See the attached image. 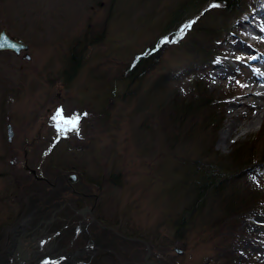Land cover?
Returning <instances> with one entry per match:
<instances>
[{"label": "rangeland", "instance_id": "obj_1", "mask_svg": "<svg viewBox=\"0 0 264 264\" xmlns=\"http://www.w3.org/2000/svg\"><path fill=\"white\" fill-rule=\"evenodd\" d=\"M183 2L177 12L181 19L168 25L170 13ZM195 3L0 0V28L22 39L29 55L0 52V225L17 210L21 190L41 185L21 165L25 160L47 177L77 173L78 187L87 190L81 187L84 182L97 193V211L107 221L127 236L150 242L152 252L167 254L161 264H264V208L242 215L234 211L218 234L210 226L219 217L208 207L213 196L197 202L195 195L202 190L193 189L202 183L197 178L194 185L187 177L192 164L223 159L237 141L249 139L254 156L264 158V98L256 96L259 88L264 94V83L249 84L264 76V17L256 12L264 13V8L223 17L213 0L201 3V15L202 5ZM189 23L191 28L181 34ZM165 38L168 42L161 43ZM147 48L158 53L155 67L131 81L117 78L135 55L149 60ZM73 52L82 61L71 77ZM203 62L209 64L206 92L224 96L216 126L202 117L196 103L185 108L189 112H168L175 93L189 100ZM168 71L170 87L152 88ZM253 102L262 104V117L254 123L258 109L250 108ZM57 110L65 118L79 115L78 131L58 132ZM5 124L13 131L10 142ZM252 166L244 172L264 198V166ZM233 225L232 231L224 230ZM173 247L182 252L176 254ZM125 253L143 264L141 251L129 248ZM113 254L111 264H122L120 253Z\"/></svg>", "mask_w": 264, "mask_h": 264}, {"label": "flooded vegetation", "instance_id": "obj_2", "mask_svg": "<svg viewBox=\"0 0 264 264\" xmlns=\"http://www.w3.org/2000/svg\"><path fill=\"white\" fill-rule=\"evenodd\" d=\"M21 54L22 52L16 56ZM22 163L24 164L23 160ZM31 168H34L37 176L47 178L38 166ZM29 175L33 179L30 173ZM55 180L56 177H53L52 181L46 183L52 188L57 182ZM35 181H39V184L41 182L36 188L43 187V180ZM63 181L71 187L69 192L73 196L60 197L55 203L40 196L29 199V194L34 192L30 188L21 190L20 197L16 196L17 210L0 227V264H111L113 252L120 253L123 257L122 264H135V261L129 259L131 256L125 253L129 248L141 251L139 257L143 262V244L122 243L124 237L120 231L113 228L112 223L107 221L108 218L97 211L99 203L96 192L74 189L66 177ZM84 207L88 210L76 211ZM72 233L74 236L68 238ZM151 254L158 264L163 263L161 259L165 260L167 256L150 250L149 258Z\"/></svg>", "mask_w": 264, "mask_h": 264}, {"label": "trees", "instance_id": "obj_3", "mask_svg": "<svg viewBox=\"0 0 264 264\" xmlns=\"http://www.w3.org/2000/svg\"><path fill=\"white\" fill-rule=\"evenodd\" d=\"M194 1L196 2L195 5L197 7L200 6L202 2L204 3L208 0ZM252 2L253 0H215V3L218 5V11L223 17H230L237 14L238 11L251 6ZM183 4L184 2L170 13L172 17L171 20H168V25L171 24L174 26L179 22L181 17L179 19L177 18V12ZM176 19H178V22H175ZM202 47L201 50L204 52V45ZM77 50L80 52L81 46L78 47ZM144 51L147 55L151 53V57L148 58L149 60L143 59L139 56L133 64L128 63L121 73L117 74L118 78H121L123 71H125V79L131 81L140 76H144L155 67L158 53L155 50H152V48H147ZM74 53L75 52H73L74 58L72 60V65H70L69 76L77 71L82 61L81 57ZM207 66V64H204L202 69H206ZM69 76H67V78H70ZM168 80L169 76L167 72H165L153 81L152 88L159 91L168 89ZM192 84L191 90L193 91V94H187L188 98L190 96L189 100L184 101L185 96H179L178 93H175L174 97L171 96L172 100H170V108H168V112L172 113L176 109H184V111H187L185 108L190 109V105L196 103L197 108H199L202 113V117L210 120L209 122L212 123V126H216L221 119L224 96L217 97L208 91L206 92V82L203 73L197 76V78H194ZM198 88H200V90ZM194 109L196 110L195 107ZM189 111L190 110L187 112ZM176 113L177 112H175V114ZM165 117H168V114ZM164 119L166 120V118ZM162 128L164 127L162 126ZM248 145H252L249 139L244 142L237 141L233 144L230 154L223 159L215 157L214 159L206 160L201 163L199 162L196 165L192 164L193 167L191 168V171H188L189 173L187 177L192 178L193 184L194 182H197V178L199 179V185L200 182L202 183L201 187L194 184V192L202 190L201 195H195V197L198 198V201H195L204 204L206 195L213 196L214 198L212 206L209 202L208 207H211V211L217 213L219 217L213 219L211 222L212 225L210 226L213 230L219 231L218 234L223 231V229H221L222 225L232 221V217L228 216H231L234 211L242 215L250 211H262L264 208V198L259 197L261 194L258 191L254 192L256 187L253 186L251 183L252 181L248 180L246 177L247 173L244 172L247 167L252 165L262 164L261 166H264V158L260 159L261 157L258 158L257 156H254V154H256L255 150L248 148ZM207 147H210V144H208ZM230 210H232V212ZM190 214L191 213L188 215L190 216ZM234 228L235 226L233 225L224 230L232 231ZM226 241H228L227 237L218 242L217 245H221L222 242Z\"/></svg>", "mask_w": 264, "mask_h": 264}, {"label": "snow or ice", "instance_id": "obj_4", "mask_svg": "<svg viewBox=\"0 0 264 264\" xmlns=\"http://www.w3.org/2000/svg\"><path fill=\"white\" fill-rule=\"evenodd\" d=\"M218 5H212V7H217ZM191 23L185 25L180 29V33L183 34L186 28H191ZM167 38L163 40L161 43H167ZM175 42V41H173ZM5 45L0 44V48H3ZM53 119L56 121V127L58 132L62 131H78L81 117L79 115H74L70 118H65L63 116L62 110H57Z\"/></svg>", "mask_w": 264, "mask_h": 264}, {"label": "water", "instance_id": "obj_5", "mask_svg": "<svg viewBox=\"0 0 264 264\" xmlns=\"http://www.w3.org/2000/svg\"><path fill=\"white\" fill-rule=\"evenodd\" d=\"M0 44L5 45L3 48H0V50H9L14 53H18L19 50L26 49V45H24L21 40H18V39L14 40V39L9 38L3 29L0 30ZM26 58L28 57L26 56ZM10 136H11V129H10V126L7 125L8 139H10ZM68 179L70 180L74 179V175L70 174L68 176ZM148 264H155V263L149 262Z\"/></svg>", "mask_w": 264, "mask_h": 264}, {"label": "bare ground", "instance_id": "obj_6", "mask_svg": "<svg viewBox=\"0 0 264 264\" xmlns=\"http://www.w3.org/2000/svg\"><path fill=\"white\" fill-rule=\"evenodd\" d=\"M259 17H263L262 15H258ZM256 80H259L260 82H262V83H264V76L262 75H259V76H256L255 77V79H253V80H251L250 82H249V84H254L255 83V81ZM259 90L261 91V90H263L262 88H259ZM260 91L256 94V96L257 97H259L260 99L261 98H264V94H262V93H260ZM261 106H262V104L261 103H259V102H253L251 105H250V108L251 109H258L257 110V112L254 114V116H253V123L254 122H257L259 119H261V117H262V115H261V111H260V108H261ZM242 117H244V115H242ZM236 120H238V119H236ZM251 122V123H252ZM236 125V124H235ZM227 132H229L228 130H227ZM226 132V133H227ZM52 181V180H51ZM56 181V180H55ZM52 183V182H51ZM54 187V186H53ZM31 190V189H30ZM30 190H28V191H30ZM25 191V190H24ZM22 192V191H21ZM35 192V191H34ZM23 194V193H22ZM24 197V196H23ZM24 220V219H23Z\"/></svg>", "mask_w": 264, "mask_h": 264}]
</instances>
